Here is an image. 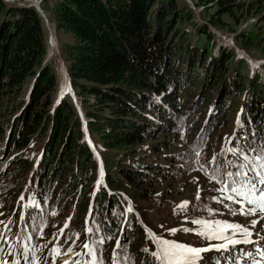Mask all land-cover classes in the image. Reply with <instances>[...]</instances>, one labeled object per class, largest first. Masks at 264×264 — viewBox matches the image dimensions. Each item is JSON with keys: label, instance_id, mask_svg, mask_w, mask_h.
Returning a JSON list of instances; mask_svg holds the SVG:
<instances>
[{"label": "trees", "instance_id": "trees-1", "mask_svg": "<svg viewBox=\"0 0 264 264\" xmlns=\"http://www.w3.org/2000/svg\"><path fill=\"white\" fill-rule=\"evenodd\" d=\"M217 5V15L209 19L213 25L235 7L227 0ZM193 18V12L179 7L177 0H62L56 4L52 23L56 31L69 35L61 47L67 76L86 118L87 132L101 143L104 184L91 197L98 163L84 139L83 120L72 98H55L57 71L46 58L45 22L34 6L0 0V102L17 99L24 90L17 114L7 121L2 153L10 164L5 180L0 181V204L17 197L12 184L19 174L32 170L30 190L10 225V235L18 229L20 244L37 245L42 254L48 253L56 245L64 214L83 197L82 209L91 204L93 234H114L102 246L104 264H113L117 239L126 245L130 264H154L151 252L144 249H155L134 212H127L120 190L128 188L132 202L142 200L157 209L160 199L155 184L161 177L176 179L203 165L206 171L201 172L210 179L216 167L213 157L226 164L236 159L227 152L234 145L246 151L264 146L261 74L245 76L237 69L234 98L224 97L223 78L233 61L243 64L244 60L228 46L213 55V31ZM185 23L193 26L195 42L180 26ZM257 39L244 34L239 38L246 47H259ZM196 65L203 69L201 77ZM159 131L183 132L189 149L180 154L164 152L174 142L157 139ZM225 138H232V143ZM38 148L37 158L21 154ZM194 148L201 150L200 157ZM146 150L162 152L164 162H142L137 154ZM210 182L216 191L219 185ZM33 199L35 204L30 203ZM34 216L42 226L38 232L33 231ZM76 227L82 242L85 221L80 218ZM208 260L217 264L219 257L211 255Z\"/></svg>", "mask_w": 264, "mask_h": 264}, {"label": "rangeland", "instance_id": "rangeland-1", "mask_svg": "<svg viewBox=\"0 0 264 264\" xmlns=\"http://www.w3.org/2000/svg\"><path fill=\"white\" fill-rule=\"evenodd\" d=\"M39 0H34L35 3H38ZM62 0H41L40 7L44 11L47 16L48 21L50 22V28L52 29L53 38L55 41L54 46H56L57 54L51 50L50 43H48L47 56L46 58L51 59L53 61L54 66L57 71V91H56V100L61 97V95L70 96L75 104H78L76 96H72L71 85L68 84V76H67V63L64 60L61 47L66 40L69 39V35L64 33L63 31H56L54 22V9L58 2ZM179 3V7L186 6L193 12L194 18L193 20L198 23H207L209 28L213 31L215 35L216 46L213 49V55L218 54L219 49L222 46H228L235 50L238 54V57L244 60L243 64L236 63L233 61L232 67L229 69L225 78H223V82L225 83V92L224 97L232 96L234 98V88L235 85L233 83L236 82V74L235 71L240 69L241 72L246 76H254L255 74H261L260 79L262 85H264V0H227L229 2L235 3V7L231 13H223L221 15V23L220 24H210V17L216 16L218 12V5L220 0H177ZM225 1V0H221ZM207 3L208 6L204 7V4ZM7 3V2H6ZM9 4V3H7ZM11 4H27L25 1H17ZM28 5V4H27ZM43 19V18H42ZM44 21V20H43ZM182 26V29L188 32L187 38L190 41H194L197 39L193 26L189 23H185ZM46 28V25H45ZM46 33L48 37V30L46 28ZM241 34L244 35H252L257 37L259 47H246L239 40ZM240 62V61H239ZM197 72L199 76H202L201 65H196ZM195 66V67H196ZM242 66V67H241ZM241 67V68H240ZM183 71L185 70V66L182 67ZM68 81H67V80ZM235 79V80H234ZM246 79V78H245ZM234 80V81H233ZM25 88V87H24ZM23 88V89H24ZM22 93L17 99H12V97L8 100H3L0 102V128L3 129V134L0 135V181L5 180L7 168L10 164L9 158L2 153L4 147L6 146V136L9 132V124L8 120L11 118L12 114H17L18 112V102L22 98ZM74 92V91H73ZM197 92V91H196ZM204 93V92H203ZM196 94V93H195ZM231 94V95H230ZM181 98L179 96L178 104H180ZM232 100V99H231ZM177 108V107H175ZM210 109V107L208 108ZM78 110V109H77ZM81 110V109H80ZM79 111V110H78ZM85 122L86 118L83 115V112H78ZM232 115V112H231ZM200 122V121H199ZM232 125V124H231ZM232 127L229 128V131ZM84 139L87 141V144L91 148L94 153V158L97 160L98 168L96 172L97 179L93 185V189L91 191V197L93 192L100 184H104L103 175L101 176L102 162L99 155V150H101V143L96 135H90L86 128H83ZM157 139H171L174 143L167 149L166 153L171 154H180L189 149L186 145L188 137L184 135L183 132L174 135L168 131H159L156 135ZM45 139V138H44ZM42 144V143H41ZM44 145V143H43ZM40 146V144H39ZM36 148V147H35ZM31 151V152H30ZM146 153L137 154L138 158L144 163H155L161 164L164 162L163 153L160 154L152 153L146 150ZM40 148L35 150V153L31 149H27L22 151V155L30 157H35L39 155ZM38 153V154H37ZM187 156L188 161L192 160L191 154ZM32 174V170L28 169L15 179L14 184V192L17 194V197L13 200V197L5 198V202L3 203V207H0V213H3L0 216V221H8L9 219H14L17 216V210L22 206V201L20 197H25V194L28 190H30V176ZM211 179L205 177V175L199 170L195 168H191V171L186 172V174L176 178L171 179L168 177H161L155 184L156 195L159 197L157 203L158 208H153L149 206L142 200L131 201L129 198L130 190L128 188H124L120 190V194L126 199V207L131 206L133 208V212L137 219V222L141 226V228L146 233V239L153 245L155 249V244L151 239L148 238V234L146 229H151L152 232L157 235H161L164 238L176 240L182 243H186L189 245H193L196 247H206L209 244H220L225 241H206L201 237L195 235L194 233H185V232H177L175 236L169 235V230L172 228H192L197 229L198 226L192 224L191 219L202 218L208 220H221L228 221L231 223H239L242 226L248 228V230L252 233L251 239L255 241L257 244H240L236 245L235 248L229 246L228 251H224L220 254V258L217 261V264H252V257H245L244 253L253 252L256 260H260V256L256 255V249H264V217H261L259 214L256 216H245V215H232V212L229 211V208H226L225 204H230L228 201H224L223 203H217L213 197H219L220 193L214 191L211 185ZM219 188V186H218ZM119 192V191H118ZM1 193V190H0ZM199 196V199L197 198ZM92 199V198H91ZM157 199V198H156ZM24 201V200H23ZM82 201H84L83 197H80L76 202L73 209H68L64 214L60 226L57 227L59 232V246L61 250H65L72 240H75V234L78 233V227H76L79 223V219L82 218L83 221H86L85 217H89L91 213V204H89L85 209H82ZM189 202L190 207L187 212L180 213V210L177 208L178 205L183 202ZM188 205V206H189ZM231 208H239V205H231ZM209 209L216 210L213 213L209 212ZM3 210V211H1ZM253 221H257L255 225H253ZM17 223V218L15 219V224ZM86 223V222H85ZM65 224L68 225L65 228ZM91 226V225H90ZM4 225L0 224V230H3ZM63 229V235H61V230ZM18 230L13 232V235L17 234ZM10 235L9 239H12L16 246V252H14V256L18 251L21 250L22 246L17 243L18 237H13ZM90 236L91 234L88 233ZM87 235V236H88ZM93 235V234H92ZM12 236V237H11ZM71 237L68 240V243H65V239ZM242 238V237H235ZM86 239V238H85ZM86 241L80 242V240H75L74 250L83 251V243ZM35 245H29V248H39V246L34 247ZM254 247V248H253ZM150 252H152V248L149 246L146 247ZM51 249V247H50ZM49 249V250H50ZM47 252V251H46ZM220 251H210L204 253L205 261H202L201 264H211L209 260L211 255H217ZM35 256L39 261V264H62L65 260L64 255H61L58 258H55L53 262V254H51V250L48 251L46 255L38 256V251L35 252ZM69 256V255H68ZM13 258V256H12ZM31 259V256H30ZM82 259H87V257H82ZM12 260V259H11ZM222 260V261H221ZM214 261L213 264H215ZM21 264H24L23 260H21Z\"/></svg>", "mask_w": 264, "mask_h": 264}, {"label": "snow or ice", "instance_id": "snow-or-ice-1", "mask_svg": "<svg viewBox=\"0 0 264 264\" xmlns=\"http://www.w3.org/2000/svg\"><path fill=\"white\" fill-rule=\"evenodd\" d=\"M53 45L55 41L53 40ZM239 124V120L237 121ZM229 144L232 143V138H225ZM195 156L198 158L201 155V150L194 148ZM235 160L228 159L225 163L216 161V157H213V162L216 163V167L212 170V179L219 188L215 189L220 193L219 197H213L217 203H223L224 201L230 202L231 205H239V208H231L230 204H225L226 208L232 212V215H260L264 217V146L260 147H249L247 151L240 147L239 144L234 145L227 149ZM225 167L235 169V171H225ZM200 171H206L204 166H200ZM103 171L101 169V176ZM199 199V196L197 197ZM20 200L23 201L24 197L21 196ZM30 203L35 204V200H31ZM187 201L178 205L177 208L180 213H185L188 210ZM0 207H3L0 204ZM216 210L209 209L210 213ZM127 212H133V208L129 206ZM56 215L55 212L52 213ZM3 213H0L2 216ZM23 220L24 217L22 216ZM31 222L33 224V231L38 232L42 226L39 221V217H32ZM192 224L198 226L197 229L192 228H172L169 230V235L175 236L177 232L194 233L206 241H226V243L220 244H209L206 247H196L186 243H182L176 240L164 238L161 235H157L152 232L151 229H146L148 238L155 244V250L150 253L153 257L154 264H201L205 261L204 253L210 251H228L229 246L235 248L236 245L240 244H254L256 243L251 239L252 233L248 228L242 226L239 223H231L228 221L221 220H208L202 218L191 219ZM14 221L9 219L8 221H0L3 224V230H0V264H21L23 260L24 264H39L38 259L35 256V252L38 248H29L27 245H23L21 250L13 256L12 260L9 261L6 257L12 256L13 252H16V247L10 242L11 227ZM253 225L257 221L252 222ZM68 227L67 224L64 226ZM99 229L97 228V232ZM86 232L93 234L92 228H86ZM63 235V229L61 230ZM113 233L108 232L103 236H96L93 234V239L83 243L82 252H74L75 240H79V234H75V240H72L71 244L65 249L61 250V247L54 246L51 249L53 254V262L55 258L61 255L68 256L74 253L73 259L65 260L64 264H104L102 259V246L113 238ZM123 235V233H122ZM242 237V238H235ZM27 240L31 241L32 237H26ZM71 237L65 239V243H68ZM19 238L17 243H19ZM57 245H59V239H57ZM5 246L8 251L5 252ZM148 252V249H144ZM256 255L260 256V260H256L253 252L249 251L244 253V256L252 257L253 264H261L264 261V249L257 248ZM31 256V259H30ZM81 257H87L82 259ZM132 257L127 255V248L125 244L121 243L120 239L116 240L115 249L113 251V264H130Z\"/></svg>", "mask_w": 264, "mask_h": 264}, {"label": "water", "instance_id": "water-1", "mask_svg": "<svg viewBox=\"0 0 264 264\" xmlns=\"http://www.w3.org/2000/svg\"><path fill=\"white\" fill-rule=\"evenodd\" d=\"M4 1L9 3V4H11V3H15L17 1H22V0H4ZM23 1H25L30 6H34L37 9V11L40 13L41 17L43 18V20L45 22L46 28L48 30V42H51V34L49 32V27H48V24H47L46 16H45L44 11L40 7L41 0H39L37 4L34 3L33 1H30V0H23ZM217 49H220V46H218ZM217 51H219V50H217ZM68 84H70V83L68 82ZM71 90H72V88H71ZM72 95L74 96L73 90H72ZM83 128H85V122L84 121H83Z\"/></svg>", "mask_w": 264, "mask_h": 264}, {"label": "bare ground", "instance_id": "bare-ground-1", "mask_svg": "<svg viewBox=\"0 0 264 264\" xmlns=\"http://www.w3.org/2000/svg\"><path fill=\"white\" fill-rule=\"evenodd\" d=\"M30 1H33L34 2V0H30ZM37 1V0H36ZM35 3V2H34ZM37 4V3H36ZM45 16H46V14H45ZM46 20H47V24H48V27H49V32H50V34H51V42H49L50 43V46H51V50L52 51H54L56 54H57V52H56V46H54L53 45V40H54V38H53V34H52V29L50 28V22L48 21V19H47V16H46ZM67 80V79H66Z\"/></svg>", "mask_w": 264, "mask_h": 264}]
</instances>
